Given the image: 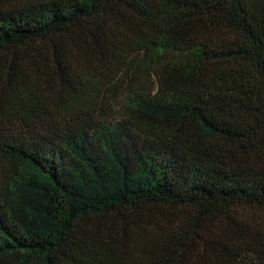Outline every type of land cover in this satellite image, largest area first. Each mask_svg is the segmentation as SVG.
<instances>
[{
    "label": "trees",
    "instance_id": "1",
    "mask_svg": "<svg viewBox=\"0 0 264 264\" xmlns=\"http://www.w3.org/2000/svg\"><path fill=\"white\" fill-rule=\"evenodd\" d=\"M0 264H264V0H0Z\"/></svg>",
    "mask_w": 264,
    "mask_h": 264
}]
</instances>
